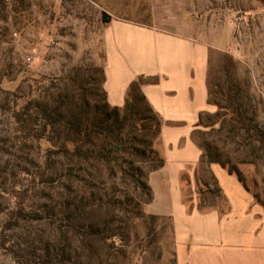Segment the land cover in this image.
<instances>
[{"label": "rangeland", "instance_id": "374dc122", "mask_svg": "<svg viewBox=\"0 0 264 264\" xmlns=\"http://www.w3.org/2000/svg\"><path fill=\"white\" fill-rule=\"evenodd\" d=\"M188 1L193 37L210 48V106L192 138L202 154L198 142H208L236 164L264 213V0ZM157 6L0 0V264H179L173 217L151 212L153 188L132 171L142 167L150 184L155 162L114 147L141 135L126 129L80 141L66 126L82 87L88 122L96 102H106L96 97L105 79V17L153 23ZM55 108L64 115L51 122ZM154 148L162 156L160 137ZM201 159L182 172L183 201L189 212H226L231 201L215 193L214 163Z\"/></svg>", "mask_w": 264, "mask_h": 264}, {"label": "crops", "instance_id": "0c3cea01", "mask_svg": "<svg viewBox=\"0 0 264 264\" xmlns=\"http://www.w3.org/2000/svg\"><path fill=\"white\" fill-rule=\"evenodd\" d=\"M154 1L153 23L112 15L103 34L109 103L123 106L131 84L143 79L141 89L162 120L165 164L149 179L155 195L150 210L173 217L179 264H264V213L236 175L213 164L231 201L226 212H189L183 201L182 172L202 155L192 133L210 106V48L193 37L190 1Z\"/></svg>", "mask_w": 264, "mask_h": 264}, {"label": "trees", "instance_id": "16d2710c", "mask_svg": "<svg viewBox=\"0 0 264 264\" xmlns=\"http://www.w3.org/2000/svg\"><path fill=\"white\" fill-rule=\"evenodd\" d=\"M104 20L106 22H110L111 17L107 16L105 17ZM141 84H142L141 80H136L131 84L127 93L125 104L121 107L111 105L108 101L107 91L105 90L104 87L101 88L96 96L97 101L105 100L106 102L103 105L100 102H96L95 105L96 110L94 112L95 116L89 122L85 110L89 108L88 106H90L89 104L90 102L87 100V97H85L86 96L85 88L82 87L83 91L80 92L81 93L80 95L83 98L76 105L77 109L73 108L74 104H71L69 106L68 110L71 109L70 110L71 112L69 113L70 118H69V122L66 123V126L68 129V133L70 135H73L74 139L80 141H85V140L90 141L95 136H100L103 134L110 135L114 132H117L118 135L121 137L122 133L126 129L137 131L141 136L139 137L137 134L130 135V137H132V143L126 144V141L123 138H119L121 139V142L117 143L116 146L114 147L124 150L127 149L132 154L138 155L139 157L140 155L151 156L155 164L152 166V168H150V171H155L163 167L165 164L164 157L160 156L159 151L154 148V139L156 137L161 136L162 120L159 114L150 104L145 93L142 91ZM142 103L145 105V109H142L140 107V104ZM63 115L64 114L61 108H55L53 110H50V112L48 113L50 120L51 119L59 120L62 118ZM202 119L203 118L201 114L198 122V126H203ZM199 131H201V128H197L194 131L193 135L198 134ZM145 136H148V138H146ZM137 142L141 143L142 148L137 146L136 144ZM198 143L204 149L201 160L208 157L209 163H216L221 165L229 173L236 175L238 179L242 181L243 185L248 189V187L246 186L243 178L241 177L238 171L236 164H232L230 158L225 157L219 149L217 148L213 149L212 144L208 142L205 143L198 142ZM77 149H79V153L81 154L85 153L83 152L81 147L79 148L77 147ZM106 149L108 148L106 147L102 148V150L100 151L101 156L105 155V157H108L109 151H106ZM136 170L137 172L135 171V168H132L135 180L139 184H141L143 188L148 189V191L151 193L152 186L144 178L146 177V173L144 169L142 167H137ZM212 179L215 181V184L217 185V190H215V193H217L220 196H224L223 189L217 182V179L214 174H212ZM203 185L208 186L209 184L207 181H204ZM189 209L193 210V204L189 205Z\"/></svg>", "mask_w": 264, "mask_h": 264}, {"label": "built area", "instance_id": "2783aa9c", "mask_svg": "<svg viewBox=\"0 0 264 264\" xmlns=\"http://www.w3.org/2000/svg\"><path fill=\"white\" fill-rule=\"evenodd\" d=\"M32 58H33V56H29V57H28V60H29V61H31V60H32Z\"/></svg>", "mask_w": 264, "mask_h": 264}]
</instances>
